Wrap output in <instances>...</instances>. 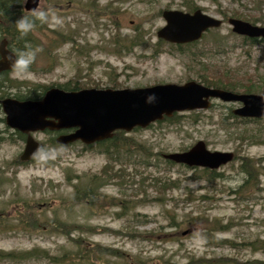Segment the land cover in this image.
Instances as JSON below:
<instances>
[{
	"label": "rangeland",
	"instance_id": "374dc122",
	"mask_svg": "<svg viewBox=\"0 0 264 264\" xmlns=\"http://www.w3.org/2000/svg\"><path fill=\"white\" fill-rule=\"evenodd\" d=\"M4 5L32 15L18 0ZM197 9L223 24L194 45L157 39L163 11ZM36 11L49 16L36 21L28 72L2 82L10 97L35 86L134 89L199 76L264 96V43L226 23L236 13L264 27V0H39ZM238 106L213 100L123 132L109 155L35 135L42 149L25 164L24 141L0 123V213L24 210L0 220V252L15 257L0 264H264V118L234 117ZM198 141L234 160L212 176L162 157ZM90 182L94 193L81 196Z\"/></svg>",
	"mask_w": 264,
	"mask_h": 264
},
{
	"label": "water",
	"instance_id": "95a60500",
	"mask_svg": "<svg viewBox=\"0 0 264 264\" xmlns=\"http://www.w3.org/2000/svg\"><path fill=\"white\" fill-rule=\"evenodd\" d=\"M38 3V0H27L24 10L33 12L38 8ZM161 17L165 25L157 31V39L178 46L199 41L207 31L218 29L223 24V20L198 9L192 13L167 10L162 12ZM226 23L235 35L264 41L263 26L236 18H228ZM6 53L12 52L3 39L0 41V55ZM12 70L9 64L0 63V74ZM149 96L155 99L150 101ZM213 100L240 104L232 111L236 117L264 118V96L210 88L194 81L183 85L162 84L134 89L64 91L50 88L38 101L4 98L0 99V107L5 125L27 136L19 160L28 162L40 151V145L31 135L36 132L72 130L69 134L59 135L55 143L64 146L79 141L84 145H93L111 139L115 132L129 133L136 128L145 129L176 113L207 110ZM162 157L165 161L188 168L215 171L232 162L234 154L211 152L203 141H198L184 152ZM185 234L187 232L182 233Z\"/></svg>",
	"mask_w": 264,
	"mask_h": 264
},
{
	"label": "trees",
	"instance_id": "16d2710c",
	"mask_svg": "<svg viewBox=\"0 0 264 264\" xmlns=\"http://www.w3.org/2000/svg\"><path fill=\"white\" fill-rule=\"evenodd\" d=\"M18 7L10 10V8L6 7L5 5L0 7V33L2 34V36L4 37V40H6L7 43V48L9 51H11L12 53H16L19 50H26V49H30V45L33 44L35 42V39L33 38L34 33L36 30L40 29L39 23L36 22L37 18H35L32 15H28V14H24L21 11L17 10ZM21 16H29L34 23V27L33 29L28 32L27 34L21 36L20 33L17 31L16 27H15V21L21 17ZM226 16L224 15L223 18H225ZM232 17L241 19L243 21L252 23V24H256L257 21L255 19H252L250 17H247L245 15H240V14H236L234 13ZM245 42H249L250 44L253 43H264L261 40H250V39H246L244 38ZM197 43V42H196ZM196 43L193 44H189V45H194ZM189 45H185V46H189ZM181 46H178V48H180ZM12 72V71H11ZM11 72H3L0 74V99L2 98H13L16 99L18 101H38L40 100L43 95L45 94V92L48 90V88L46 87H32V88H28L27 90H24L22 92H18V93H14L13 96H9L8 93V89L12 88V85H8L6 90H3V85L2 82L3 81H7L10 82L8 80V75ZM199 81L201 84H203L206 87H214V88H219V89H223L226 91H235V87L229 85V84H225L223 83L220 79H208L207 77H202L199 76ZM210 80V81H209ZM59 89H62L64 91H77L76 87L73 88H69L67 85L64 86H60V87H56ZM243 93H252L249 89L242 91ZM177 116V114H174L171 118H165L164 121H168L171 122L173 120V118ZM4 119H0V123H3ZM123 132H115L113 134L112 139L104 141V142H99L96 143V145L102 149V152L104 154L109 155L111 151L116 150L117 145L115 144V138H117L118 136L122 135ZM16 136H18L21 140H23V136L20 133H15ZM3 140L2 138H0V141ZM169 164H171L170 162H168ZM205 172H208L207 175H214L212 174L214 171H209V170H204ZM248 174V176H251L250 171L246 172ZM96 183V182H94ZM92 182H90L89 184V190L88 191H83L84 193H81V196L83 194V197H89L90 194L94 193V187H96L97 185L94 184ZM91 185V186H90ZM93 186V187H92ZM86 188V187H85ZM80 195H76V201ZM15 258L12 254H3L0 252V258ZM164 264H168L167 262H164Z\"/></svg>",
	"mask_w": 264,
	"mask_h": 264
},
{
	"label": "clouds",
	"instance_id": "9594fccd",
	"mask_svg": "<svg viewBox=\"0 0 264 264\" xmlns=\"http://www.w3.org/2000/svg\"><path fill=\"white\" fill-rule=\"evenodd\" d=\"M19 3H27V0H18ZM32 16L39 19L41 22H45L48 19L49 12L33 10ZM15 27L21 36L30 32L34 23L29 16H21L15 21ZM36 51L32 49L19 50L14 55L12 53H6L0 55V63H7L15 72L19 74L27 73L29 66L35 60ZM148 99L154 100V96H149Z\"/></svg>",
	"mask_w": 264,
	"mask_h": 264
},
{
	"label": "flooded vegetation",
	"instance_id": "af4514ba",
	"mask_svg": "<svg viewBox=\"0 0 264 264\" xmlns=\"http://www.w3.org/2000/svg\"><path fill=\"white\" fill-rule=\"evenodd\" d=\"M38 2H39V0H38ZM38 5H39V3H38ZM8 72H11V71H8ZM2 99H4V98H2ZM0 109H1V107H0ZM2 111V110H1ZM4 116V115H3ZM4 124H5V122H4ZM10 130V129H9ZM11 131V134H15V133H17V131H14V130H10ZM72 131H60V132H51V131H48V130H45V131H43V132H38V133H34L33 134V137L35 136V135H43V136H45V137H47V139L48 138H50V140H53L54 142H55V139L59 136V135H65V134H69V133H71ZM19 133V132H18ZM21 134V133H20ZM22 136H23V141H24V146H25V140H26V135H23V134H21ZM38 144L40 145V151H41V149H42V145L38 142ZM40 153V152H39ZM38 153V154H39ZM22 154V153H21ZM37 156V155H36ZM36 156L34 157V158H32L30 161H28V162H21L20 160V162L21 163H23V164H25V163H30L31 161H33L35 158H36ZM48 205L47 204H43V205H41V207H40V209H42V208H46ZM18 210V211H17ZM23 208L22 207H18V206H15V208L13 209V211H12V213H7V214H4V213H0V220L1 219H3V218H7V217H10V216H12L13 214H15L16 212H19V213H23ZM28 215H30V213H28V212H26V214H25V216H26V218H28L29 216ZM44 231H46V229H43Z\"/></svg>",
	"mask_w": 264,
	"mask_h": 264
},
{
	"label": "bare ground",
	"instance_id": "6f19581e",
	"mask_svg": "<svg viewBox=\"0 0 264 264\" xmlns=\"http://www.w3.org/2000/svg\"><path fill=\"white\" fill-rule=\"evenodd\" d=\"M159 123V122H158Z\"/></svg>",
	"mask_w": 264,
	"mask_h": 264
}]
</instances>
